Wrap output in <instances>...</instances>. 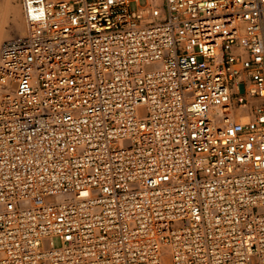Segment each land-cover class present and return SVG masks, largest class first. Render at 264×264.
I'll use <instances>...</instances> for the list:
<instances>
[{"label": "built area", "instance_id": "obj_1", "mask_svg": "<svg viewBox=\"0 0 264 264\" xmlns=\"http://www.w3.org/2000/svg\"><path fill=\"white\" fill-rule=\"evenodd\" d=\"M19 3L0 264H264V0Z\"/></svg>", "mask_w": 264, "mask_h": 264}, {"label": "rangeland", "instance_id": "obj_2", "mask_svg": "<svg viewBox=\"0 0 264 264\" xmlns=\"http://www.w3.org/2000/svg\"><path fill=\"white\" fill-rule=\"evenodd\" d=\"M15 10H18L19 13L17 16L20 17V19H22L24 23L19 0H0V34L5 33L0 39V45L5 39L13 35L21 34V32L19 31H15L13 33L10 32V30L12 29L13 19L15 18L14 15ZM22 31L23 33L25 32V24L23 26ZM53 244L55 246H59L60 244L59 238H54Z\"/></svg>", "mask_w": 264, "mask_h": 264}, {"label": "bare ground", "instance_id": "obj_3", "mask_svg": "<svg viewBox=\"0 0 264 264\" xmlns=\"http://www.w3.org/2000/svg\"><path fill=\"white\" fill-rule=\"evenodd\" d=\"M18 13H19L18 10H15V11H14L15 18L13 19L12 29L10 30V32L13 33V32H15V31H19V32H21L20 35H22V34H24L23 31H22V29H23V26H24L25 22L23 23L22 19H20V17L17 16ZM3 31H4V30H3ZM4 34H5V33H3V34L1 33V34H0V39L2 38V36H3ZM242 111H244V110H242ZM242 111H241V110H238L239 113H237V117H238V119L241 120V121L246 119V116L243 117V114L240 113V112H242ZM231 117L234 118V117H235V114H232ZM163 264H170L169 256H166V257L164 258V260H163Z\"/></svg>", "mask_w": 264, "mask_h": 264}]
</instances>
